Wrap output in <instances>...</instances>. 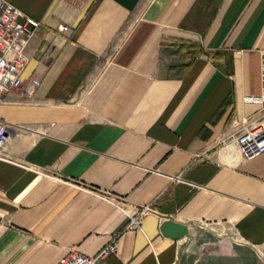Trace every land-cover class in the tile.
<instances>
[{"label": "crops", "instance_id": "obj_1", "mask_svg": "<svg viewBox=\"0 0 264 264\" xmlns=\"http://www.w3.org/2000/svg\"><path fill=\"white\" fill-rule=\"evenodd\" d=\"M11 1L41 25L0 102V264L114 236L99 264H178L203 226L264 261V152L233 137L264 122V0Z\"/></svg>", "mask_w": 264, "mask_h": 264}, {"label": "built area", "instance_id": "obj_2", "mask_svg": "<svg viewBox=\"0 0 264 264\" xmlns=\"http://www.w3.org/2000/svg\"><path fill=\"white\" fill-rule=\"evenodd\" d=\"M40 25L39 18L25 12L11 0H0V102L4 100L3 95L6 90L24 84L21 70L27 59L26 46ZM58 27L64 29L68 25L61 22ZM262 79L264 84V57ZM39 84L40 80L33 78L27 85L25 84V87L31 90ZM261 97H264V93ZM9 136V124L0 120V157L5 155ZM233 137L246 156L264 152V122L262 118L244 116L239 131ZM154 209L152 204L143 205L137 212L130 214L127 227H139L143 216ZM117 249L118 238L114 236L94 254L71 249L57 264H99L107 256L115 253Z\"/></svg>", "mask_w": 264, "mask_h": 264}, {"label": "rangeland", "instance_id": "obj_3", "mask_svg": "<svg viewBox=\"0 0 264 264\" xmlns=\"http://www.w3.org/2000/svg\"><path fill=\"white\" fill-rule=\"evenodd\" d=\"M212 227L203 226L195 231L189 242H185L178 264H249L245 255H235L230 241H220ZM231 233H222V237H229ZM220 252H228L224 257ZM257 264H264L260 260Z\"/></svg>", "mask_w": 264, "mask_h": 264}]
</instances>
